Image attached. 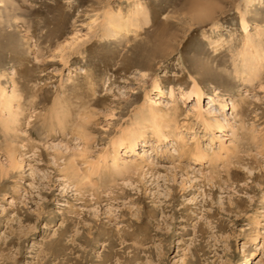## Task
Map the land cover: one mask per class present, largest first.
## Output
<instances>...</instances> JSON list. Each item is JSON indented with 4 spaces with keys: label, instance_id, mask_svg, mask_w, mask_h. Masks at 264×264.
<instances>
[{
    "label": "rangeland",
    "instance_id": "374dc122",
    "mask_svg": "<svg viewBox=\"0 0 264 264\" xmlns=\"http://www.w3.org/2000/svg\"><path fill=\"white\" fill-rule=\"evenodd\" d=\"M258 51L264 0H0V264H264Z\"/></svg>",
    "mask_w": 264,
    "mask_h": 264
},
{
    "label": "bare ground",
    "instance_id": "6f19581e",
    "mask_svg": "<svg viewBox=\"0 0 264 264\" xmlns=\"http://www.w3.org/2000/svg\"><path fill=\"white\" fill-rule=\"evenodd\" d=\"M122 19H119L118 20V22L116 23L117 24V26L118 27H120V28H124V29H126V30H130L129 29V27H130V25H133L134 24V20L135 19H133V20H128V21H126V23L125 22H122L121 21ZM135 21H138V20H135ZM138 24V23H137ZM136 24V25H137ZM135 25V24H134ZM247 25L246 24H244V29H245V32H246V34H247V36L250 38V41H253L254 40V38L252 37V36H250L249 35V31H248V29H247ZM262 50V49H261ZM258 54L256 55V58L257 59H260L259 57H264V53L262 52V51H258L257 52ZM252 60V59H251ZM263 60V59H262ZM258 62V61H257ZM256 62V63H257ZM262 62V61H261ZM258 64V63H257ZM256 64V65H257ZM256 65H254V64H252V63H247V65H246V67L245 68H249V69H254V70H256L257 68H258V66H256ZM253 71V70H252ZM251 72V71H250ZM197 88V87H196ZM198 93V92H197ZM198 96H199V98H200V94H198ZM12 98L13 97H7L6 98V100H5V107H3L4 108V112H6V114H9V117H7V119L5 118V120H4V122L2 123L3 124V128H4V130L5 131H14L16 128V124H17V122H18V119H17V116L12 112L13 111V107H11L9 104H10V102H11V100H12ZM4 104V103H3ZM233 104V106H232V108H233V110H235L236 109V104L233 102L232 103ZM4 115H5V113H4ZM137 144H138V141L136 140V139H130L129 140V142H128V145H127V148L129 149V151H131V152H133V154H142V153H140L141 151H138V148H136V146H137ZM81 145V144H80ZM145 146V145H144ZM143 148V154H142V158H146L145 159V161H149L151 158H150V152L148 151V149L146 148H144V147H142ZM82 149H84V145H83V148ZM84 152V151H83ZM152 152V151H151ZM114 160H113V167L117 170L118 169V171H119V173H121V170L122 171H124V170H127V169H130V168H132V167H134V165H133V163L135 162V159L133 158V159H128V160H125V161H123V164L121 165L120 163H119V158H118V156L117 155H115L114 156V158H113ZM140 167H141V165H142V162H140ZM135 166H137V165H135ZM250 260V259H249ZM248 262V261H247Z\"/></svg>",
    "mask_w": 264,
    "mask_h": 264
}]
</instances>
